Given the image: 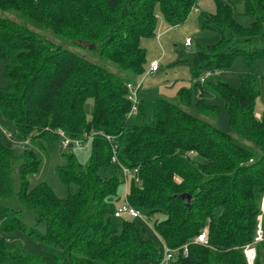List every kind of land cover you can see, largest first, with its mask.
<instances>
[{
  "label": "trees",
  "instance_id": "trees-1",
  "mask_svg": "<svg viewBox=\"0 0 264 264\" xmlns=\"http://www.w3.org/2000/svg\"><path fill=\"white\" fill-rule=\"evenodd\" d=\"M198 1L0 0V12L20 19L0 13L7 79L0 87V116L14 125V138L30 137L22 146L37 142L44 148L61 138L59 131L71 141L91 138L87 164L68 152L58 167L66 198L46 182L31 187L27 178L38 172L39 156L32 149L18 155L0 139V264H162V243L188 244V254L180 252L169 264H247L242 247L253 239L264 194V111L255 113L256 77L244 74L239 87L222 80L205 86L211 75H198L203 67L229 68L237 55L248 62L264 58V0H244L253 16L247 26L230 1L215 0L203 25L220 39L194 53L192 88L180 87L174 100L158 96L148 103L139 97L137 114L127 118V83L142 75L146 62L141 39L155 34L157 13L177 24ZM86 42L95 43V59L73 48L89 47ZM197 87L195 116L189 109ZM209 88L224 99L232 134L212 122L219 109L204 99ZM112 147L120 164L137 170L127 179V199L151 218V228L113 214L125 182L111 161ZM180 193L191 196L189 206ZM25 210L34 216L33 227L22 220ZM112 218L120 221L117 228ZM205 229L207 245L193 243ZM16 231L42 242L45 252L8 246ZM254 264H264V241L256 245Z\"/></svg>",
  "mask_w": 264,
  "mask_h": 264
},
{
  "label": "rangeland",
  "instance_id": "rangeland-1",
  "mask_svg": "<svg viewBox=\"0 0 264 264\" xmlns=\"http://www.w3.org/2000/svg\"><path fill=\"white\" fill-rule=\"evenodd\" d=\"M235 8V17L240 23L247 26L253 19V16L245 12L244 0H228ZM199 11L192 10L187 18L177 24L167 23L160 13H157V25L155 34L153 36H145L141 39V45L146 50V62L144 64V72L149 68L152 61L158 62V69L153 73L146 74L142 79V86L139 88L138 95L140 98L146 100L148 103H154L156 97L162 96L174 100L177 96V91L180 87L186 86L192 88L193 70L191 60L194 53L199 48L208 47L216 44L220 39V34L215 30L203 25L204 18L207 13L215 11V0H199L197 3ZM2 15H10L16 18L15 14L10 12H0ZM17 20H20L17 17ZM42 33V31H41ZM50 32L47 33L49 36ZM189 37L192 40L190 45H185V39ZM258 40L255 44H259ZM78 46V47H76ZM73 48L81 54L95 59L96 53L90 47L76 45ZM100 60L99 58H97ZM96 59V60H97ZM5 59H0V87L7 86V79L4 76ZM112 66V65H111ZM112 69H116L112 66ZM208 68L200 69L199 77L204 74ZM251 73L256 77L257 87L259 93L255 101V113L258 117L264 111V58L257 57L251 62L246 61L241 55L234 58L232 65L229 68L219 69L213 75L206 78L205 86H208L211 81L222 80L229 82L232 86L239 87L241 84V77L244 74ZM201 97L199 87L193 90L192 104L190 112L198 116V110L195 106L196 101ZM204 99L207 103L212 104L219 109V114L215 118H211L212 122L223 132L232 134L230 127L229 115L225 107V101L220 93L212 88L204 94ZM91 101L87 102V116L90 117ZM133 119V117H132ZM0 123L3 126L14 132V125L4 120L0 116ZM13 134V133H12ZM93 132L90 133V136ZM0 139L7 145L12 146L16 154L21 155L25 149H32L40 158L39 170L35 174L28 176V181L31 187H35L42 182H46L58 197H67V188L61 183L58 175V167L66 163L65 154L70 152L74 154L79 162L83 165L88 163L91 150V138L88 137L82 142V147L73 143L72 147H65L62 144V139L55 137V139L48 140L46 148L38 147L37 142H31L28 146L20 144H9L5 137L0 132ZM15 139L19 142L25 139L19 135H15ZM118 168V167H117ZM131 180L127 184L122 183L117 190V196L120 197L118 204L122 203L124 196L130 192ZM118 202V201H117ZM9 204H12L9 201ZM157 218H160L158 216ZM22 220L28 227L35 225V219L32 212L25 210L22 213ZM155 220V219H154ZM153 221V220H152ZM119 220L112 218L111 225L113 228L119 226ZM42 230V226L40 227ZM148 229V228H147ZM148 234L153 242L158 245V238L148 230ZM0 237H3L0 231ZM8 246L16 243L22 245L26 250L35 253L43 254L45 247L42 242H39L33 237L28 236L22 231H16L12 236L6 239Z\"/></svg>",
  "mask_w": 264,
  "mask_h": 264
},
{
  "label": "built area",
  "instance_id": "built-area-1",
  "mask_svg": "<svg viewBox=\"0 0 264 264\" xmlns=\"http://www.w3.org/2000/svg\"><path fill=\"white\" fill-rule=\"evenodd\" d=\"M194 11H198L197 6H193L192 8ZM185 45H189L191 43V39L189 37H186L185 39ZM158 68V62L156 60L152 61L149 68L145 71V73L143 74V76L139 79H137L134 82H129L127 83V87H128V93H127V97L130 99L131 104H130V108L129 111L127 113V118H131L133 116H135L138 112V107H139V95H138V91L139 88L142 86V79L146 74L149 73H153L155 70H157ZM217 70H213V69H207L204 74L201 76V80H204L207 76L212 75L214 72H216ZM0 131L1 133L12 143L15 144H20V145H25L28 144L30 142V137H27L24 141L19 142L17 141L13 134L10 132V130L6 129L2 124H0ZM60 135H61V139H62V144L66 147L68 146L70 143H75L79 146L82 147V142L83 140H74L71 141L70 139H68L67 137L64 136L63 132L59 131ZM106 138L108 140L113 139V137L111 136H106ZM113 149V153L111 156V161L113 163H116L119 168L120 171L122 172V175L124 177V182L127 183V179L128 177L134 175L136 173V169H130L127 166H124L122 164L119 163L118 158H117V151H116V147H112ZM138 180V178H136V181ZM114 216L115 217H126V218H131V219H139L140 221H142L145 225H147L149 228L152 227L151 225V218L147 217L144 213H142L140 210L134 208L128 201L127 199V195L124 196V200L122 203H120L115 211H114ZM263 218H264V194L260 200V206H259V213L256 216V226H255V232H254V236L251 242L245 244L242 249H243V254L246 260L247 264H254L255 258H256V245L262 241H264V226H263ZM193 243H198V244H202V245H207L208 240H207V230H203L201 231V233H199L197 235V237L193 240ZM188 244H184L181 247L178 248H171L167 245H165V243H162L163 246V250H164V258H163V262L162 264H169V261L176 255H178L180 252L183 253L184 256H186L188 254V248H187Z\"/></svg>",
  "mask_w": 264,
  "mask_h": 264
},
{
  "label": "water",
  "instance_id": "water-1",
  "mask_svg": "<svg viewBox=\"0 0 264 264\" xmlns=\"http://www.w3.org/2000/svg\"><path fill=\"white\" fill-rule=\"evenodd\" d=\"M86 44L90 47V48H94L95 47V43L94 42H86ZM72 143L69 144V147H72ZM177 197H179L180 199L183 200L184 204L186 206H189V202H190V198L191 196L188 193H180L177 194Z\"/></svg>",
  "mask_w": 264,
  "mask_h": 264
},
{
  "label": "crops",
  "instance_id": "crops-1",
  "mask_svg": "<svg viewBox=\"0 0 264 264\" xmlns=\"http://www.w3.org/2000/svg\"><path fill=\"white\" fill-rule=\"evenodd\" d=\"M191 43H192V40H191ZM191 43H190V44H191ZM190 44H189V45H190ZM157 69H158V68H157ZM155 71H156V70H155Z\"/></svg>",
  "mask_w": 264,
  "mask_h": 264
}]
</instances>
